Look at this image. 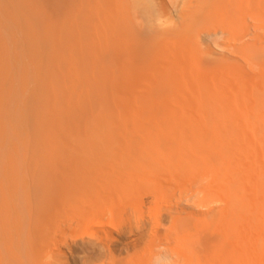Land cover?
Returning <instances> with one entry per match:
<instances>
[{"label": "bare ground", "instance_id": "obj_1", "mask_svg": "<svg viewBox=\"0 0 264 264\" xmlns=\"http://www.w3.org/2000/svg\"><path fill=\"white\" fill-rule=\"evenodd\" d=\"M71 170L95 176L83 181L87 203L74 188L31 203L36 181L80 180ZM191 176L202 187L178 200L172 190ZM143 183L176 205L151 206ZM212 193L225 205L204 209ZM131 195L151 215L152 236L168 215L166 239L181 257L262 264L264 0H0V264H167L161 239L140 254L149 221L139 217L115 242L69 237L111 219ZM23 205L37 216L20 218Z\"/></svg>", "mask_w": 264, "mask_h": 264}, {"label": "rangeland", "instance_id": "obj_2", "mask_svg": "<svg viewBox=\"0 0 264 264\" xmlns=\"http://www.w3.org/2000/svg\"><path fill=\"white\" fill-rule=\"evenodd\" d=\"M111 112H115L114 110H111ZM86 121H88V120H86ZM75 143H80V142H78V141H75ZM83 148V147H82ZM82 153H85L84 155H88L87 154V152H85V150L82 152ZM67 155V158L70 156V154H66ZM31 158H33V159H35L34 157H31L30 156V160H31ZM50 158H51V160L53 159V161H59V160H57V159H60V158H62V156H58V155H53V156H50ZM36 160V159H35ZM19 173H21V168L19 167ZM46 172V171H45ZM48 172V173H47ZM46 172V174L44 173V171H42V173H40V175H39V177L40 178H42L43 177V179L44 178H50V172L49 171H47ZM74 173V177H75V179H76V176H79V179L80 180H76L75 182L73 181V183L71 182V184H65V183H61V185H57L56 187H54V184L56 185V183H51V185H52V187L50 186V184H49V186L51 187H49V186H46L47 184H45L44 186H43V183H41L40 181H36L33 185H32V187L31 188H33V189H31V191L29 192H25L26 193V195H27V193H31V192H33V193H31V195H29L28 194V196H29V198L31 197V199L33 198V197H35V199H36V201H38L37 199V197H40V199L41 198H45V199H49V198H51V197H53L54 195H56L57 196V194L58 193H61V194H65V193H69V192H74L73 190L74 189H76L75 190V192H76V194L77 195H73L72 194V196L73 197H75V196H81V194H82V192H87V186L85 187V190L83 191V189H84V185L86 184V182H87V184H88V182L90 183V181H88V179H90L91 180V177H92V179H94V180H91L92 182H95V176H92V175H94V174H90V173H83V174H79L78 175V173H75L73 170H71V171H68V173H67V176L69 177V176H71L72 174ZM68 174H71V175H68ZM85 174V175H84ZM42 175V176H41ZM82 175H84V176H86V175H88L89 176V178L86 176V179H84L83 177H82ZM91 175V176H90ZM47 176V177H46ZM74 177H72V178H74ZM88 178V179H87ZM197 178V180H199L198 179V176L196 177ZM70 180H71V177L69 178ZM10 181V180H9ZM19 181H21V183H22V180H19ZM46 181V180H45ZM83 181H86L85 183L83 182ZM59 182H62V181H59ZM79 182H81V191H80V187L78 188V186H80V183ZM82 182H83V184H82ZM91 182V183H92ZM191 182H196V183H191ZM8 183H10V182H7V184H5V185H9ZM21 183H20V185H21ZM78 183V186L76 185ZM97 183V182H96ZM190 183H191V185H190ZM18 184H19V182H18ZM93 184V183H92ZM144 184V183H143ZM142 184V186H144L145 185V187H146V184H148V183H146V184H144L143 185ZM202 183H201V180H200V182L198 183V181H196V179H195V176H191L190 178H189V181H188V183L186 184V186H187V188H184V189H181V183H178V185L172 190V192H175V196H177L178 197V200H182L184 197H188L189 196V194L191 195V193H192V191L194 190V189H197V188H200V187H202V185H201ZM5 185H4V187H5ZM90 185V184H89ZM10 187H11V184L9 185ZM37 188H36V187ZM43 188H42V187ZM49 189H47L46 187ZM75 186H77V188H75ZM148 186L149 187H151L152 188V186H151V184L149 185L148 184ZM192 188H191V187ZM9 187V189H11ZM144 187V188H145ZM5 188H8V187H5ZM39 188V189H38ZM54 188H56V190L54 189ZM74 188V189H73ZM147 188L148 187H146V189L144 190L143 188H141V190L145 193V191H147ZM151 188H149L148 190H150ZM52 189V190H51ZM73 189V190H72ZM77 189L79 190V193L77 192ZM172 189V188H171ZM7 190V189H6ZM29 190H30V187H29ZM182 190H184L185 191V193L184 194H182V195H180L181 194V192H182ZM8 191V190H7ZM10 191V190H9ZM53 191V192H52ZM55 191V192H54ZM90 191H91V188H90ZM171 190H169V192L167 193V194H172V192H170ZM51 192V193H50ZM58 192V193H57ZM89 192V191H88ZM87 192V193H88ZM141 192V191H140ZM38 193H39V196H37L38 195ZM137 193V192H136ZM149 193H151L150 191H149ZM12 194V193H11ZM10 194V195H11ZM75 194V193H74ZM85 195H86V193H84ZM84 194H82V197H83V199L86 201V203H87V201L88 200H86L85 199V197H87L88 198V196L90 195H86V196H84ZM148 191H147V193L145 194L146 196H144L146 199H148L147 201H149V202H147V203H149L151 206H152V203H153V206H158V203L159 204H161V205H165L164 206V208L166 207V210H167V206H169V205H171V204H173V205H176L174 202H175V200L177 199V197H175V196H173V194H172V197L170 198L169 197V200H168V198L166 197H164V196H162V197H164L163 199L161 198L160 200H159V202H158V200H157V197H156V199L154 198V197H151V195L150 194H148ZM162 194V193H161ZM213 194V196H211V199H212V201H210L211 202V204H210V202L208 203V204H206V206H203V208L204 209H209V208H216V207H219V205H221V206H223V205H225V204H223L224 202H223V200H221L220 198V195H218V194H216V193H212ZM10 195H8V196H10ZM25 194H24V192H21L20 193V191L18 192V195L16 196L17 198H16V200L18 201L17 203H20V201L21 202H24V200H26V199H23L24 197L25 198H27V196H24ZM180 195V196H179ZM70 194H69V196H67V198H68V200H69V203H70V201L72 200L73 202H72V205H74V207L77 205V204H79V205H82V203H83V201L82 200H80V203L78 202V200H76L75 198L73 199V197H72ZM135 196V198L137 199V196L136 195H134ZM22 199H21V198ZM81 197V198H82ZM131 197H132V195H131ZM151 198V199H153L152 201L151 200H149V198ZM219 197V198H218ZM77 198V197H76ZM135 198L134 197H132V199H133V202H134V204H133V202H131V201H129L130 199H128V198H125V199H127V200H125V202L126 203H129V204H126V205H124V207H123V204L122 203H125V202H116V203H118L117 205L118 206H120V207H118V206H116V203L114 204V209L115 210H117V209H121V207H122V210H118L116 213H114V209H113V216L111 217V219L113 220H111V219H105L103 222H105V223H103L102 225H100V223L99 224H96V223H94V224H89L90 226H86L85 228H81V229H77V231H75L74 233H69V237L71 238V240H72V238H74L75 236H77V235H79V233L81 234L82 232H83V235H84V241L86 242L87 240H88V238L90 239V240H92V241H96L97 239L99 240V237L100 238H102L103 236H102V234H104L106 237H108L107 238V240H109V238H110V241L109 242H113L114 240L113 239H115L116 238V241H118L119 240V236H120V234L119 233H121V232H123L124 230H126L125 228H128V225L127 224H129L130 222H131V224H134V225H138L137 223H138V221L140 220V221H146L147 220V228H148V230H146L145 231V234L144 235H142V237H139V241H140V239H141V241L140 242H142V244H144L143 242L144 241H146L145 242V246L147 247V248H145V250H146V252L144 251V254H142L143 253V251H142V253H140L141 255H143L144 257H145V260H146V258H149V254L151 253L150 251H149V249H150V247L152 248V250H154L153 249V246H155L154 244H159V246L161 245L160 243H159V239H161L163 242H164V245L163 246H161L162 248H159L160 250H162V249H164L165 250V248L167 249L166 250V254H169V256L168 257H170V259L168 258L167 259V264H169V262H170V264H198L199 263V261L200 262H204V260H203V258L202 257H200V258H196V260H194V259H191L190 257H189V255L188 254H186L187 255V258H184L183 256L181 257L179 254H178V252H176V251H178L179 249H177L176 247L178 246L176 243H175V241H176V239L174 240L173 238H171V240H168V239H166V238H168L165 234L167 233V232H169V229H168V227H169V225H170V222H168L169 220H167L168 219V215H166L167 213H165V212H167V211H165L164 210V208H162V210H164V213H162V216H163V218H164V216L166 215V220H165V224H164V226H166L167 228L166 229H164V228H160V230H161V235L163 236H161L160 237V233L159 234H157V233H155V234H157V235H151V233H149L148 231L149 230H152V228L151 227H148L149 225H151V219H149V216H151V215H149L148 216V212H146V213H144V215H143V213L141 214L140 212H138L137 210H134V208H135V206L134 205H137L136 203H138V202H136L135 201ZM197 198V197H196ZM208 198H210V197H208ZM217 198H218V200H217ZM79 199V198H78ZM145 199V200H146ZM165 199V200H164ZM20 200V201H19ZM42 200L43 199H41V201L40 202H42ZM162 200V201H161ZM184 200V199H183ZM34 198H33V200H31V203H33V205L35 204L34 202ZM36 202V204H35V206L37 207V206H39V204H40V202ZM138 201V200H137ZM172 201V202H171ZM174 201V202H173ZM216 201V202H215ZM152 202V203H151ZM162 202V203H161ZM213 202V203H212ZM26 203V202H25ZM37 203H38V205H37ZM68 203V204H69ZM86 203L84 202L83 204H85L86 205ZM119 203H120V205H119ZM165 203V204H164ZM21 204V203H20ZM67 204V205H68ZM130 204L133 206H130ZM32 205V206H33ZM71 204L70 205H68L67 207H69L70 208V206H71V208H72V210H71V208H70V210L72 211V213H73V209H75V208H73V206H72ZM84 205V206H85ZM167 205V206H166ZM205 205V204H204ZM83 206V207H84ZM146 206H149L148 204L146 205ZM34 207V206H33ZM41 207V206H40ZM83 207H81L80 206V208H82L83 209ZM116 207H118L117 209H116ZM159 207V206H158ZM175 207V206H174ZM38 208V207H37ZM79 208V211L81 210ZM97 208H99L98 207V205H97ZM133 208V209H132ZM152 208V207H151ZM154 208V207H153ZM156 208V207H155ZM33 209H35V208H33ZM84 209H85V207H84ZM136 209H137V206H136ZM37 210V212L39 211L38 209H36ZM70 210L69 209H65V211H66V213H65V211H64V213H63V218H65V220H67V219H69V217H66V215H69V213H70ZM76 210H77V208H76ZM151 210V209H150ZM85 211H86V209H85ZM152 211V210H151ZM156 211H157V209H156ZM32 212V213H31ZM34 211H32V210H28V207L27 206H25V205H23V206H21V210H19V216H20V218H28V217H33V216H37V214H35L34 215V213H33ZM44 214L46 213V211H42ZM41 211L39 212V215L38 216H42L41 215V213H42ZM81 212L84 214V210L82 211L81 210ZM262 212V211H261ZM48 214H47V217H49L50 219H51V221H52V219H55V214H53V212H47ZM80 213V212H79ZM78 213V214H79ZM10 214H11V211H8L7 212V214H5L4 215V217H5V219H8L9 217H10ZM74 215H73V217L75 216L76 217V213H73ZM76 214V215H75ZM81 214V213H80ZM140 214V215H139ZM165 214V215H164ZM259 214H260V216H259V218L256 220V221H254V223H255V225L256 226H258V227H260L261 228V230H264V212H262V213H260L259 212ZM146 215V216H145ZM263 215V216H262ZM78 216V215H77ZM141 216V217H140ZM161 216V217H162ZM139 217V219H138V221H137V218ZM148 217V218H147ZM72 218V217H71ZM145 218H147V219H145ZM142 219H145V220H142ZM135 221V222H134ZM137 221V222H136ZM139 221V222H140ZM136 223V224H135ZM261 223H263V224H261ZM100 226V227H98V226ZM130 225V224H129ZM133 225V226H134ZM263 225V226H262ZM127 226V227H126ZM135 226V227H136ZM101 227H103V228H101ZM212 228H213V230H212V232L213 231H216V237L213 235V234H215L214 232H213V234L211 235V236H213L212 238H214L215 240H216V238H219L220 237V233L218 232V229H221V226H217V225H214V226H211ZM263 228V229H262ZM124 229V230H123ZM146 232H148L149 234V236H148V239L146 238L145 239V235L147 234ZM152 233H153V231H151ZM262 232V231H261ZM96 233V234H95ZM263 233H264V231H263ZM75 234V235H74ZM77 234V235H76ZM101 234V235H100ZM185 235H186V233H184ZM96 235H98V237L95 236ZM123 235V234H122ZM150 235H151V237H153L152 239H150ZM164 235H165V237H164ZM167 235H168V233H167ZM104 236V239H106V237ZM154 236H157V238L156 237H154ZM92 237H93V239H92ZM118 237V238H117ZM126 237H128V236H126V235H124V237H122V240L123 241H125L124 239L126 238ZM147 237V236H146ZM86 238H87V240H86ZM144 238V239H143ZM154 238H156V240L154 239ZM165 238V239H164ZM112 239V240H111ZM128 239V238H127ZM126 239V241H130V238L127 240ZM158 239V240H157ZM121 240V243H125V242H123ZM147 240H148V244H147ZM160 240V241H161ZM218 240V239H217ZM89 241V240H88ZM94 241V242H95ZM138 241V242H139ZM171 241V242H170ZM115 242V241H114ZM140 242H139V244H140ZM163 242H162V244H163ZM167 242V243H166ZM121 243H119L120 245H121ZM142 244H141V247H142ZM176 244V245H175ZM215 244V243H214ZM67 245V244H66ZM66 245H62V247H64V246H66ZM167 245V246H166ZM221 244H219V243H217V245L215 244V247H217V249H220V250H222V249H224V247H221L220 246ZM156 246H158V245H156ZM156 246L154 247V248H156ZM181 246V245H180ZM228 247V246H227ZM227 247H225V249L227 248ZM224 249V250H225ZM156 250V249H155ZM150 253H149V252ZM153 252V251H152ZM149 253V254H148ZM140 255V256H141ZM140 256H139V258H140ZM143 256H141V258L143 257ZM148 260V259H147ZM170 260V261H169ZM140 261H141V259H140ZM144 258L142 259V263L141 264H144V263H147V261H145L144 263ZM197 262V263H196ZM216 262H218V263H216ZM220 261H216L215 260V262H214V264H220L219 263ZM97 263H100V264H104L105 262H97ZM106 263H108V262H106ZM110 263V262H109ZM108 263V264H109ZM262 264H264V259H263V262H262Z\"/></svg>", "mask_w": 264, "mask_h": 264}]
</instances>
